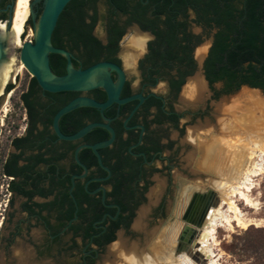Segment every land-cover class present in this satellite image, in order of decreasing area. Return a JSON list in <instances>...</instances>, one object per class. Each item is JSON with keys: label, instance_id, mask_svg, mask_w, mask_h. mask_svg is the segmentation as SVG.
<instances>
[{"label": "flooded vegetation", "instance_id": "1", "mask_svg": "<svg viewBox=\"0 0 264 264\" xmlns=\"http://www.w3.org/2000/svg\"><path fill=\"white\" fill-rule=\"evenodd\" d=\"M14 1L0 0L1 22L8 21ZM239 1L244 8L247 0L67 4L56 26L59 48L71 54L77 70L99 62L118 66L123 76L120 99L132 100L113 103L103 113L80 107L59 120L64 136L95 123L113 130L112 144L97 150L100 162L89 146L109 140L108 129L93 128L67 141L57 135L53 120L70 101L87 97L107 102V92L97 88L50 93L27 70L18 79L21 71L10 68L0 81V264H62L64 253L69 264H94L112 243L107 240L126 231L141 210L146 212L140 232H147L158 218L167 219L153 229L159 237L185 200L181 221L185 216L201 218L202 204L192 195L210 187L206 173L222 150L217 100L251 87L240 85L243 76L251 75L248 61H236L230 68L232 81L224 78L227 58L219 44L228 38L237 51L244 36L245 27L237 19H223L224 12L239 11ZM43 8L44 0H33L35 13L40 15ZM102 19L103 40L95 35ZM28 25L33 26L32 18ZM72 29L97 39L103 57L95 61L87 56L83 42L75 43L65 33ZM49 64L54 75L66 74L65 57L51 54ZM110 77L114 84L120 81L116 71H110ZM196 82L202 84L198 91L193 88ZM188 88L198 100L181 101ZM16 89L20 114L7 121L4 107ZM214 197L209 201L215 203ZM177 245L178 240L174 255L186 248L178 250Z\"/></svg>", "mask_w": 264, "mask_h": 264}, {"label": "bare ground", "instance_id": "2", "mask_svg": "<svg viewBox=\"0 0 264 264\" xmlns=\"http://www.w3.org/2000/svg\"><path fill=\"white\" fill-rule=\"evenodd\" d=\"M30 1L16 0L9 33L3 22L4 30H0V44L4 41L8 42L6 52L11 58L9 57V61L0 63V81L4 77L6 79L14 68L12 49L17 47L24 32L25 22L30 17ZM32 34L35 37L33 30ZM201 85L196 82L194 90L199 89ZM193 88L183 91L181 101L187 103L198 100L197 94H193ZM222 103L217 104L215 108L217 122L220 124L218 134L222 150L219 151L220 154L216 160L212 161V166L206 173L216 202L190 246L194 252L200 248L203 254L200 262L188 256L186 249L176 255L173 254L183 228L180 217L187 203L185 200L177 209L175 221L164 233H160V237L155 230L149 232L148 238L151 239L146 243V248L140 249L139 245L127 246L119 235L118 241L108 247V256L104 264H215L213 243H215L217 229L222 226L229 230H232L234 226L246 229L252 224L254 220L244 219L237 205V199L243 201L246 206L253 207L249 194L255 186V177L264 172V98L259 92L247 89L228 100H223ZM247 103L249 107L243 108V104ZM255 108L261 111L258 118L250 117L254 115ZM6 111L7 109L4 108V113ZM250 118L252 120L247 121ZM145 212L141 210L134 221L133 228L137 231L142 228ZM201 233L204 234L203 237H200Z\"/></svg>", "mask_w": 264, "mask_h": 264}, {"label": "water", "instance_id": "3", "mask_svg": "<svg viewBox=\"0 0 264 264\" xmlns=\"http://www.w3.org/2000/svg\"><path fill=\"white\" fill-rule=\"evenodd\" d=\"M71 1L72 0H44V8L40 15L33 11V0L30 1L29 18H32V30L34 31L35 37L33 41H24L22 46L19 47V61L24 65L25 69L36 79L39 86L44 91L50 93L74 91L84 92L92 89L103 88L107 92V102H98L87 97H78L70 101L67 105H65L58 111L53 120L54 129L57 135L61 139L67 141L80 139L93 128L108 129L112 134V137L109 140L100 142L94 146H89L95 151L100 161L97 150L112 144L114 139L113 130L107 125L95 123L82 128L75 135L64 136L63 134H61L58 127L59 120L63 115L80 107L94 108L103 113V111L113 103L123 104L132 99H120L123 76L118 66L107 62H99L84 70H77L72 66L71 54L64 49L56 48L53 46L52 36L56 29L60 15L67 4H69ZM15 3L16 0L14 1V5L12 6V11L10 12L8 21L4 22L6 24V30L8 33L10 31L12 23ZM7 48L8 42L4 41L0 44V63L6 62L10 57V54L6 52ZM12 50H14V47ZM51 54L61 55L67 59V71L64 76H56L51 71L49 64V56ZM110 71H116L119 73L120 81L118 82V84H114V82L112 81L110 77ZM243 88L251 91H257L264 97V92L258 88H251L248 86H244ZM237 92L229 95H223V100L232 98V96H234ZM213 196L215 195L210 187H204L200 192L194 193L192 195V198L196 199L198 202H200V204H202L203 214L198 221L189 219L186 216L184 218L182 217L184 227L178 239V250H181L185 246L186 254L198 263L200 262V257H202L203 254L200 248H198L196 252H194L192 251L190 246H192L193 240L196 237V228H201L204 225L208 215L212 210V207L215 206V203L213 201H209V199L213 198ZM76 218L77 217L75 216L72 221H75ZM72 221L68 226H70ZM68 226L66 228H68ZM203 236L204 234L201 233L200 237Z\"/></svg>", "mask_w": 264, "mask_h": 264}, {"label": "rangeland", "instance_id": "4", "mask_svg": "<svg viewBox=\"0 0 264 264\" xmlns=\"http://www.w3.org/2000/svg\"><path fill=\"white\" fill-rule=\"evenodd\" d=\"M102 22L103 19L101 20L99 26L95 30V35L101 40H103L104 38ZM2 23L3 22L0 21V30L3 31L4 27H2L3 26ZM33 39L34 37L32 34V26L28 25L26 28L24 26V35L21 38V42L19 41L17 47H14L12 53L14 57V58L12 57L14 59V68H16V72L18 70L21 71L19 72L18 79L21 78L22 74L25 73L26 71L24 67L22 68L23 65L19 62V47L22 46V43L24 41L26 42L33 41ZM10 58H8L7 60L9 61ZM14 68H13V72H15ZM17 84H18V80L14 85L15 88ZM242 89H240L237 93H235L234 96H236ZM10 94L11 96L8 99V104L6 105L7 111H6L5 120L7 121H12L17 119L18 115L20 114V110H19L20 91L16 89L13 90L12 93L10 92ZM223 99L224 97L220 96L219 99L217 100V103L218 104L222 103ZM243 105H244L243 108L249 107L248 103ZM253 111H254V115H251L250 117L253 116L252 118H255L254 116H256V118H258L261 115L259 114L261 112L259 111V109L256 110L255 108ZM252 118L248 119L247 121H251ZM254 185H255L254 188L249 194L250 199L254 204L253 207L246 206L243 201L237 199V205L241 210L242 214L244 215V219L254 220V221H252V224L248 226L246 229H242L236 226H234L232 230H229L227 227H223V226L217 229L215 235V243H213L215 264H255L254 256L244 255L242 254L240 249L242 248V245L246 240H255L261 244H264V172L262 175L255 177ZM135 219L136 217L134 218L130 227L126 231L120 230L116 234L114 241L111 244H109L103 252L100 253L99 257L97 258L94 264H104L108 256L107 253L108 247L113 246L118 241L119 235L122 236L127 246H132L134 244V245H139V248L142 249L147 243V233L155 228H159L163 222L167 221V219L158 218L151 224L147 232H140L133 228ZM60 261L62 264H69L70 263L69 255L64 253L60 258Z\"/></svg>", "mask_w": 264, "mask_h": 264}, {"label": "trees", "instance_id": "5", "mask_svg": "<svg viewBox=\"0 0 264 264\" xmlns=\"http://www.w3.org/2000/svg\"><path fill=\"white\" fill-rule=\"evenodd\" d=\"M225 1V0H224ZM240 9L237 13H232L230 10L223 13V19H237L244 27V36L239 38L237 51L233 48L232 40L229 43L228 38H222L219 43L222 56L227 58L224 63L223 71L224 78L232 81L234 77L230 72V68L235 64H242L245 61L249 62L248 70L251 72L249 77L243 76L240 85L248 84L252 88L264 90V0H247L245 7H242V1H239ZM25 28L29 24V17L25 22ZM3 25V23H2ZM3 27V26H2ZM75 43L83 42L86 49V55L93 58L95 61L100 60L104 55V49L97 39L90 37L87 34L79 35L75 30L65 32ZM24 32L21 36L23 37ZM20 38V42H21ZM52 44L54 47L60 46V29L56 27L53 36ZM55 56V55H52ZM112 235L107 242H113ZM244 255H253L255 264H264V244L255 240H246L240 249Z\"/></svg>", "mask_w": 264, "mask_h": 264}]
</instances>
